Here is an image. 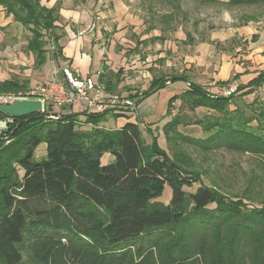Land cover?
<instances>
[{
    "label": "trees",
    "instance_id": "16d2710c",
    "mask_svg": "<svg viewBox=\"0 0 264 264\" xmlns=\"http://www.w3.org/2000/svg\"><path fill=\"white\" fill-rule=\"evenodd\" d=\"M259 3L264 0L223 4ZM61 4L57 0L46 8L41 0H0L5 14L29 31L25 51L38 68L46 62L50 42L52 57H61L55 33ZM157 40L164 41L152 37L136 46ZM121 74L109 71L99 81L113 92ZM236 79L217 84L229 85ZM170 80L188 86L168 101L170 119L161 127L167 144L181 141L202 151L224 149L264 161V71L227 96L211 94L185 74H154L140 99ZM29 87L27 80L6 79L0 81V94ZM260 89L253 101L244 100ZM176 101L181 109L193 113L203 108L208 113L192 123L181 111L171 113ZM55 110L11 117L16 123L10 124L7 138L0 139V264H264V201L255 203L261 178L253 177L240 195L219 192L213 184L191 192L188 189L201 181L203 173L187 168L196 167L190 158L169 155L149 129L147 142L138 112L135 123L109 130L100 124L110 110L69 115ZM118 116L132 119L130 113L113 117ZM81 123L91 128L83 130ZM190 124L199 126L206 137L192 138L179 131ZM41 144L45 154L35 159ZM104 154L113 161L102 165ZM166 185L171 200L164 205L156 199Z\"/></svg>",
    "mask_w": 264,
    "mask_h": 264
},
{
    "label": "rangeland",
    "instance_id": "374dc122",
    "mask_svg": "<svg viewBox=\"0 0 264 264\" xmlns=\"http://www.w3.org/2000/svg\"><path fill=\"white\" fill-rule=\"evenodd\" d=\"M63 3L68 8L75 9L84 15L85 20L87 19L86 23L94 24V30L88 32L90 35H96L103 27L108 30V34H112L110 31L112 29L121 33L119 41L123 45L115 46L116 56L114 59H108L107 56L106 41L110 37L108 35L106 38L102 37L103 45L100 49L103 48V50H101L102 56L98 61L99 67L103 64L104 70L110 67L115 72H122V81L114 91L121 96L123 94H141L147 88L153 74L172 76L181 72H186L193 82L213 93L227 94L228 92L218 90L219 87L214 89L213 86H210V73H214V67L211 66L209 70L194 65L193 61L202 53L197 48L201 43L210 42V34L215 30H229L264 20V3L224 5L222 3H207L204 0H87L84 3L81 0H65ZM76 30L78 28L73 27V31ZM100 34L104 35L102 32ZM154 36H160L164 40L168 39L170 43L164 45V43L159 42L155 44L148 42L146 46L139 45L137 49H133L135 44L140 42L139 40ZM29 37V31L19 23L14 22L12 17L7 16L0 7V81L6 79L27 80L29 85L33 86L45 81L46 76L49 75L52 67L51 62H49L51 51L48 45L45 49L46 57L49 60L46 61L43 68H36L33 56L25 51ZM189 38L193 40V43L190 44ZM233 46L232 42H223V44L217 42V47L214 49L220 51L222 47H225L231 51ZM6 49L8 58L2 57L3 53H1ZM203 54L204 58L206 55L204 52ZM106 63H109V67ZM55 65L57 68L60 67L56 63ZM95 71L96 68L93 66L92 75H95ZM181 84L175 83L173 87ZM182 86V89L174 90V94H180L187 89V85ZM173 87H167L157 94L151 95L138 108L137 112L145 121H148L151 109V113H156V110L159 111L155 120L140 126L145 140L150 141V136L146 132L149 129L153 136H157L160 147L169 155L176 152L181 154L183 159L190 158L196 167L191 165L187 168L193 171L199 169L203 173L201 174V181L195 183L188 191L192 192L200 185L210 186L213 184L217 186L219 192L230 196L233 194L240 195L248 182L256 177L257 179L261 178V188H259L260 197L255 203L259 199L264 201V161L261 158L251 154H237L224 149L202 151L194 145L181 141L173 145L166 143L161 127L170 118H166V105L160 106V98ZM261 93L262 89L257 90L254 95H250L246 100L251 102L255 96ZM160 94L162 95L159 97ZM77 106L78 104L72 105V108L65 106L55 111L58 114L69 115L78 111ZM178 111H181L186 120L189 121L190 119L192 123L195 119L202 118L208 113L207 110L201 108L196 109L193 113L186 108L181 109L180 102L176 101L171 113L175 114ZM114 114V111H108L105 121L100 126L106 127V129L115 127ZM134 115L131 114L129 118H133ZM158 119L159 122H155ZM79 127L83 130L91 128L89 124L83 123ZM179 131L192 138L206 137L201 128L195 124L181 126ZM44 146L41 144L35 150V159H41L44 156ZM100 161L102 165H106L112 162L113 158L110 154H104ZM156 200L164 205L170 203L171 188L169 185L164 187L162 195Z\"/></svg>",
    "mask_w": 264,
    "mask_h": 264
},
{
    "label": "crops",
    "instance_id": "0c3cea01",
    "mask_svg": "<svg viewBox=\"0 0 264 264\" xmlns=\"http://www.w3.org/2000/svg\"><path fill=\"white\" fill-rule=\"evenodd\" d=\"M63 1L65 0H62L61 9L59 12L60 17H59L58 22H56L57 30L55 32L57 33V35H59L58 45L61 48V57H58L57 59L52 57L53 55L52 52L54 48H53V44L50 42L47 45L51 51V58L49 60L46 57V61L49 60V62H51V67L56 66L55 63L58 64V66H60L59 68L68 67L73 73V75L76 76L78 79L80 80L92 79L98 85L105 88L106 84L102 81H99V77L109 71H112L114 73H117V72H115L114 70H112L113 68H110L108 66L109 63H106V65L109 67L106 70L102 68L103 64L102 66L99 67L98 61L100 57L102 56L101 50H103V48L100 49V47L103 45L102 37L106 38L107 37L106 35L110 37L109 40L106 41L107 42L106 48L108 49L107 56H108V59H114V57L116 56L115 46L123 45V43L119 41V38L121 37V33L118 32V30H116L115 32L112 29L110 30L112 34H108V30H106L103 27L100 29L99 32H97L96 35L95 34L90 35L89 33H84L79 38H74V34L85 30V28L89 25V23H86L87 19L85 20L84 15H82L78 11H75V9L68 8L67 6H65L66 4L63 3ZM214 1L223 4L224 2H227L228 0H214ZM56 2L57 0H41V4L44 5L46 8H52L56 4ZM73 27H77L78 30L73 31ZM101 32L104 35H101L100 34ZM122 33L124 32L122 31ZM210 35H211L209 38L210 42L201 43L198 46L197 49L200 50L202 53H201V56L196 57V60H194L193 63L194 65L198 67H202V68L205 67L209 70L211 69V66L214 67L213 69L214 73L213 74L210 73V77H211L210 86H213L214 89L219 87L220 89L218 90L222 92H228V93L224 95L218 92L213 93L209 91L208 89H206L208 92H210L213 95L227 96L230 92H233L235 90L238 84L245 85L249 81H251L253 78H255L261 71H264V20L259 21V22H254V23L251 22L243 27H236V28H232L229 30H221V31L215 30ZM154 37H160V36H154ZM139 41L142 42L143 40H139ZM140 42H137V43H140ZM157 42L164 43V45H167L168 43H170L168 39L167 40L165 39L164 41L157 40L153 42V44ZM217 42L221 44H223V42H226V43L232 42L234 46L231 51L227 50L225 47H222L220 51H216L214 48L217 47ZM136 44L133 49H137L139 47V46H136ZM240 44L241 46H239ZM10 51L12 52V54H14L12 50ZM203 52L206 55L204 58H203V55H204ZM1 53H3L2 57H5V58L9 57L7 53V49L4 50V52L2 51ZM98 53H99V56H98ZM93 66H95L96 68L95 75H92L91 73ZM43 67L44 65L39 68H43ZM118 72H121V71H118ZM151 72H153V69H151ZM181 74L187 75L186 72H181L179 74L172 75L171 77L179 76ZM49 75L46 76L47 78L45 80L48 79ZM153 75L151 76L149 83ZM163 76H167V75H163ZM234 76H237V79L231 82L229 85L219 86L217 84L219 82H226L227 80L232 79ZM120 77L122 81V74ZM143 77H146V76L143 75ZM187 77H189L190 81L193 82L189 75H187ZM149 83H148V86H149ZM175 83H182V84L173 87ZM193 83H196V82H193ZM184 84L188 86L187 83L183 81H179V80L167 81L163 89L154 93V94H157L158 92L164 90L167 87H171V86L173 87L170 89L169 92L165 93L164 95L162 94L159 95V97L162 95V98H160V106L162 107V105L164 104L167 107L168 101L173 96L179 95V94H174L173 91L177 89L178 90L182 89L183 88L182 85ZM117 86L115 87V90ZM232 87L233 89H231ZM184 91H182L181 93H183ZM129 95H134V94H126V95L123 94L122 96H129ZM137 95L139 96L140 94H137ZM251 95H254V94H251ZM249 96L250 95H247L246 97H244V100L248 103L249 101L246 100V98H248ZM133 98L135 99L138 98L137 102L140 101L139 104L137 103V111H138V108L141 106L142 102L147 99L145 98L144 100H141L140 96L133 97ZM77 107H78V111H74V112L80 113L81 107L79 105ZM151 111L152 109L149 111L150 117L148 121H145L140 116L139 113L137 114L139 121L142 122L141 125L152 122L159 115L158 110H156V113L155 112L151 113ZM146 112L148 111L146 110ZM113 119L115 121V127H109V128H112L111 130L121 128L126 122L135 123L136 121L135 117L132 119H125L122 116H118V118H113ZM159 119H160V116H159ZM159 119L155 122H159ZM80 120H83V118L80 117ZM104 128L106 129V127ZM44 150H45V146H44Z\"/></svg>",
    "mask_w": 264,
    "mask_h": 264
},
{
    "label": "built area",
    "instance_id": "2783aa9c",
    "mask_svg": "<svg viewBox=\"0 0 264 264\" xmlns=\"http://www.w3.org/2000/svg\"><path fill=\"white\" fill-rule=\"evenodd\" d=\"M94 28V24H90L85 30L74 34V38L92 32ZM28 100L40 102V112L43 113L78 104L83 113H101L110 110L115 114H136L138 98L124 97L106 90L92 79L80 80L68 67L53 66L48 79L41 84L18 92L0 94V105Z\"/></svg>",
    "mask_w": 264,
    "mask_h": 264
},
{
    "label": "water",
    "instance_id": "95a60500",
    "mask_svg": "<svg viewBox=\"0 0 264 264\" xmlns=\"http://www.w3.org/2000/svg\"><path fill=\"white\" fill-rule=\"evenodd\" d=\"M0 111L8 117H21L41 111V104L38 101H15L12 104L0 105Z\"/></svg>",
    "mask_w": 264,
    "mask_h": 264
},
{
    "label": "flooded vegetation",
    "instance_id": "af4514ba",
    "mask_svg": "<svg viewBox=\"0 0 264 264\" xmlns=\"http://www.w3.org/2000/svg\"><path fill=\"white\" fill-rule=\"evenodd\" d=\"M15 121L16 118H11L0 113V139L7 138L10 129L13 127V125L10 126V124L15 125Z\"/></svg>",
    "mask_w": 264,
    "mask_h": 264
}]
</instances>
